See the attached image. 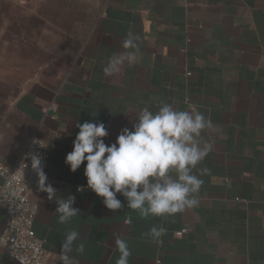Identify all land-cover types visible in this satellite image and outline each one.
<instances>
[{"label":"crops","instance_id":"crops-1","mask_svg":"<svg viewBox=\"0 0 264 264\" xmlns=\"http://www.w3.org/2000/svg\"><path fill=\"white\" fill-rule=\"evenodd\" d=\"M129 32L136 62L105 76ZM162 103L195 108L214 126L203 134L213 149L197 166L210 170L199 203L142 218L117 194L125 207L113 212L88 189L84 165L65 163L76 124L103 122L111 144L140 109ZM35 133L48 149L46 183L80 212L60 224L56 199L32 195L48 263L60 264L76 230L77 264H116V236L128 241L129 264H264V0H0V158ZM5 218L0 207V231ZM153 225L167 230L158 242L145 235ZM0 264L20 263L0 247Z\"/></svg>","mask_w":264,"mask_h":264},{"label":"clouds","instance_id":"clouds-1","mask_svg":"<svg viewBox=\"0 0 264 264\" xmlns=\"http://www.w3.org/2000/svg\"><path fill=\"white\" fill-rule=\"evenodd\" d=\"M138 37L129 32L122 42V51L113 54L102 71L112 76L127 63L132 65L139 52ZM78 132L72 151L66 154L65 163L72 172L84 165L87 187L103 198L104 206L113 211L126 207L140 217L174 216L198 205V195L204 184L202 176L208 168H197L213 149L204 138L206 130H215L209 117L190 108L181 110L170 103H162L156 111L145 106L140 109L132 128H122L114 143L106 144L108 131L103 122L77 123ZM41 147H44L40 145ZM36 172L39 190L55 198L58 223L67 224L80 212L74 208L75 197H58L56 189L47 182L41 156L27 154ZM82 190V189H79ZM166 228L153 225L146 236L158 242ZM119 253L116 264H129L131 250L126 238L115 237ZM85 253L81 234L70 230L62 241L60 264H77L73 251Z\"/></svg>","mask_w":264,"mask_h":264},{"label":"built area","instance_id":"built-area-1","mask_svg":"<svg viewBox=\"0 0 264 264\" xmlns=\"http://www.w3.org/2000/svg\"><path fill=\"white\" fill-rule=\"evenodd\" d=\"M29 153L41 156L46 173L48 149L46 142L36 133L27 139L15 158H0V207L6 215L4 227L0 231V247L20 264H50L44 247L45 239L37 236L33 230L37 205L32 195L40 190L37 174L27 155ZM184 232L185 229H182L176 234Z\"/></svg>","mask_w":264,"mask_h":264}]
</instances>
